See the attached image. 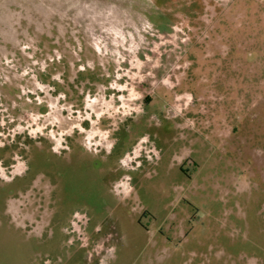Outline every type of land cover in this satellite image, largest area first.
Returning <instances> with one entry per match:
<instances>
[{
  "label": "rangeland",
  "instance_id": "374dc122",
  "mask_svg": "<svg viewBox=\"0 0 264 264\" xmlns=\"http://www.w3.org/2000/svg\"><path fill=\"white\" fill-rule=\"evenodd\" d=\"M67 142L0 264H264V0H0V185Z\"/></svg>",
  "mask_w": 264,
  "mask_h": 264
},
{
  "label": "flooded vegetation",
  "instance_id": "af4514ba",
  "mask_svg": "<svg viewBox=\"0 0 264 264\" xmlns=\"http://www.w3.org/2000/svg\"><path fill=\"white\" fill-rule=\"evenodd\" d=\"M168 123V122H167ZM168 126H171L166 124ZM172 127V126H171ZM125 133H120V137L118 141H121L122 136ZM43 163L44 167L42 171L36 169V166L33 165V161L29 159V167L28 172L23 176H19L18 178L14 177L12 179V183L9 185H0V192L4 195L15 196L21 192L28 193L30 191H34L35 183L42 175L43 179V188L37 190L38 196H41V200L39 202L43 203L42 206H49L57 202L58 197L63 192H71L75 191V183L73 184L72 174H76L79 166L88 165L85 161H83L82 156L90 157V165L97 167L98 160L96 153H93L90 150H85L81 146H76L73 144H68L63 147L62 151L55 152L54 150L43 151ZM78 168V169H77ZM72 180V183H71ZM120 184H116L115 187H119ZM8 187V188H7ZM42 191V192H41ZM120 192V191H119ZM2 208L3 215H0V227H13L17 228V224L14 220L8 216L7 209L5 208L7 199L2 198ZM41 206V207H42ZM2 208H0L2 210ZM6 212V213H5Z\"/></svg>",
  "mask_w": 264,
  "mask_h": 264
}]
</instances>
